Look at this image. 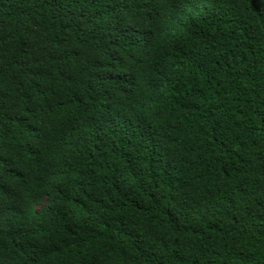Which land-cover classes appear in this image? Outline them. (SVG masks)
<instances>
[{
    "label": "trees",
    "instance_id": "trees-1",
    "mask_svg": "<svg viewBox=\"0 0 264 264\" xmlns=\"http://www.w3.org/2000/svg\"><path fill=\"white\" fill-rule=\"evenodd\" d=\"M0 264H264V0H0Z\"/></svg>",
    "mask_w": 264,
    "mask_h": 264
}]
</instances>
